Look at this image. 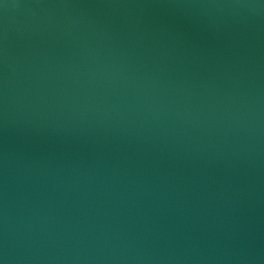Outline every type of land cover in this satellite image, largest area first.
<instances>
[{
  "label": "water",
  "instance_id": "water-1",
  "mask_svg": "<svg viewBox=\"0 0 264 264\" xmlns=\"http://www.w3.org/2000/svg\"><path fill=\"white\" fill-rule=\"evenodd\" d=\"M0 264H264V0H0Z\"/></svg>",
  "mask_w": 264,
  "mask_h": 264
}]
</instances>
